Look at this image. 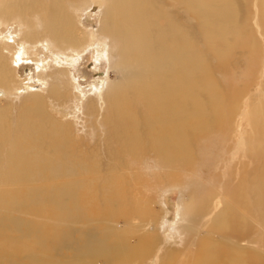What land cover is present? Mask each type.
<instances>
[{"label": "bare ground", "instance_id": "1", "mask_svg": "<svg viewBox=\"0 0 264 264\" xmlns=\"http://www.w3.org/2000/svg\"><path fill=\"white\" fill-rule=\"evenodd\" d=\"M79 1L0 0V23L13 17L20 22V49L10 52L14 40L0 35V87L7 94L14 82L10 66L24 53L33 55V44L45 42L72 61L92 38L79 30L69 12ZM104 2L94 45L100 51L108 48L111 66L123 70L120 77L93 83L92 91L83 93L72 83L68 68L55 59L44 67L37 66L43 93L30 87V92L17 102L0 108V183L63 180L42 185L39 191L23 190L17 200L0 197V201L5 200V212L43 213L47 217L28 222L14 214H0V255L14 253L11 264L15 257L22 260L17 256L20 248L16 245L20 241H29L41 251L31 253L27 264L51 263L47 260L49 254L61 244L73 246L76 256L54 264H92L96 256L126 263L132 256L144 259L152 252L154 247L148 248V244H154L157 237H152L151 231L143 245L137 241L131 246L122 232L113 236V230H109L95 236L91 232L84 234L83 230L76 234L71 223L75 219L85 221L91 211L97 215L87 208L98 207L111 217H123L134 210L146 212L151 206L130 182L137 170L146 171L145 162H153L157 170L187 165L198 139L209 137L205 141L210 145L219 141L229 110L228 99L217 97L214 83L205 77L206 72L203 74V58L209 50L216 54L232 48H237V52L242 47L253 50L258 46L257 35L263 36L264 31V9L259 6L264 0H258L256 7L261 10L256 8L259 13L251 19L252 34L248 32L250 28L246 29L248 20L244 21L242 0ZM196 37L203 42L198 43ZM23 44H27L26 51ZM200 51L208 53L202 58ZM50 105L54 113L49 111ZM66 109L74 110L75 116L62 119V110ZM261 120L262 113L256 108L247 112L248 123L256 129ZM240 135H244V130H239L241 141ZM222 140L225 143L224 135ZM254 151L250 154L252 162L237 173L240 180L232 185L224 181L231 208L223 213L216 229L226 238H204L197 229L196 235L179 234L181 250L189 245L195 248L184 254V261L179 264H264V175L247 177L257 169L259 152ZM229 158L226 152L221 164L223 172H227L223 176L231 181L235 175L229 171ZM206 195L210 193H205L199 203L189 199L187 226L202 223L210 212L204 201ZM182 205L180 202V209ZM7 226L17 232L9 241L1 234ZM204 227L213 234L214 228L208 222ZM7 234L10 237L8 230ZM235 238L240 239L239 245ZM171 249L160 248L159 264L167 258L170 264L174 263L180 252Z\"/></svg>", "mask_w": 264, "mask_h": 264}, {"label": "rangeland", "instance_id": "2", "mask_svg": "<svg viewBox=\"0 0 264 264\" xmlns=\"http://www.w3.org/2000/svg\"><path fill=\"white\" fill-rule=\"evenodd\" d=\"M242 2L244 3V21L248 20V26L244 28L247 30L250 28L251 30L248 32L252 34L251 19L257 12L259 13L258 10L264 9V4H259L261 9H258L256 7L258 0H242ZM73 7L74 9L70 8L71 10L69 9V12L73 16L77 27L81 32L91 34L92 38L88 40L87 44L82 46L81 50L74 54L72 61L67 60L65 54L49 48L45 42L33 44L34 48H30L34 52L33 55L30 56L24 53L21 56L22 59H19L10 66L11 73H13L12 76L14 75V82L12 83L13 88L11 93L7 94L4 87L3 89L0 87V108L9 106L8 104L11 102H17L22 95L30 92V87L31 89L35 88L38 92L43 93L45 88L38 80L37 66L42 65V67H44L43 64L47 62L52 63L55 59L68 68L72 83L78 85L83 93H90L93 83H102L107 79L114 81L120 77L123 70L115 68L114 65L111 66V60H108V48H103L102 51H100L94 45L93 38L99 28L100 18L105 7L104 0H80L79 3ZM19 29L20 22L15 20L14 17L0 23V35L5 39L10 36L14 40L10 52H13L15 49H20L21 47V42L18 40L20 36ZM263 33L264 31L262 32L263 36H261V34L257 35L258 38L256 39V43L258 46L253 50L242 47L244 50L242 49L237 52V48H232L225 52L222 51L219 54L209 50V56L207 55L205 60L203 57L207 51H204L205 53L203 51L199 52V56H201L204 61L202 67V69H204L203 74L206 72L205 77L208 78L210 82L214 83L217 97L228 99L227 107L229 110L227 112L228 114H226L227 117L223 121L224 126L222 125V136L219 141H214L212 145H210L206 142L209 137L198 139L194 146L193 158H191L190 163L187 165L176 164L170 169L157 170L153 162L147 161L144 163L146 166L145 172L142 170L141 172L138 170L136 171L134 168L133 171L136 172L130 177V182L134 190L145 200L147 199L149 206H151L146 212L134 210L126 212L123 217L114 215L111 217L102 213L98 207L87 208L94 210L97 215H94L91 211V215H89L85 221L82 219H75L76 222L71 223L72 229H75L76 234H79L83 230L86 231L84 234L91 232L95 236L99 234L105 235L109 230H113V236L118 232H122L126 235V238L129 239L131 246H134L137 241L143 245L144 239L149 236L150 231L152 232V237H155L154 235L157 237L155 238L156 242L154 244H148V248L151 246L154 248H152V252L145 256L144 259L138 256H132L126 260V263H123L117 259L96 256V258H93L92 264H159L161 260V258H159L161 247H164L167 251L173 250L171 248H174L176 251L178 250L181 254L177 253L173 264H179L181 261H184V254L192 253L195 250V248H193L194 246L191 245H189V248L181 250L182 244H180V240L177 237L179 234H181V237L185 236L187 233H194L193 235H196L197 232L195 231L197 229L201 237L204 238L209 235L216 239L224 240L226 238L224 233L216 229L219 220L224 217L223 213L228 208H231L229 199L224 191V189H226V187H223L224 181L226 180V182H228L225 184L232 185V183H236L240 180L237 173L238 171L240 173L244 171V167H248V163L252 162L250 154L254 149H257L259 152L258 155L255 153L257 169L249 172L247 177L248 179H252L257 178L258 174L259 176L264 175ZM196 40L198 43L203 42L201 37H196ZM26 45L27 44H23L24 50L26 49ZM7 49L9 50L8 47ZM254 50L257 51L256 55L252 54ZM48 108L49 111L54 113V108L51 105L48 106ZM254 108H256V112L262 113V120L257 129L247 121V112ZM62 111L65 116L62 119L66 120L71 119L76 114L72 109ZM238 113V116H234V114ZM259 117L260 115L258 113L257 118L259 119ZM239 124L241 126H239ZM239 130H244V135H240L242 138L241 141L239 140ZM223 135L225 137V143L222 140ZM226 152L230 155L228 162V166H230L229 171L236 176H232V182L229 181V178L226 179L227 177H224L227 172H223L224 167L222 166L223 164H221V159ZM138 165H142V163ZM49 181L43 179L34 182H17L15 184L0 183V197H4V199L12 197L17 200L21 198L19 194L23 190L27 192L39 191L42 185L48 186L55 182L60 183L63 180ZM198 191H202V193L199 194ZM10 192H13V194H10ZM208 192L210 195H206L204 201L210 212L207 216L203 217L202 223L195 222L187 226L189 224V209L191 207L189 199L192 197V203H199V200L203 199L205 193ZM193 199L196 200L193 201ZM180 202L183 204L181 209ZM4 203L5 200H3V202L0 201V214H14L18 219L21 218L28 222L47 219L43 213L36 215L31 212L21 213L14 210L5 212L3 209ZM180 212H183V216ZM178 215H180V219ZM209 219L211 220L209 221ZM150 220H152V222H150ZM54 222H56V219ZM207 222L214 228L213 234L205 230L206 228L204 225H206ZM8 224V221H6V225ZM5 228L6 231H4L3 228L1 229V234H5L9 238L8 241L12 240V235L17 236V232L15 231L14 233V231L10 229V226ZM7 230L9 231L10 237L7 234ZM28 242L29 241H20L17 243L16 246L20 248L17 256H20L22 260H18L15 257L14 264H27L26 262L31 253L35 254L36 252H41L36 249L33 243ZM235 243L239 245L240 239L235 238ZM1 244L3 243L0 241V248ZM1 251L2 250H0V252ZM75 252L76 249L73 246L61 244L52 255L49 254L47 260L51 261L49 264H54L59 260L68 262L76 256ZM22 253L25 256L22 255ZM14 255V253H12V255H0V264H11ZM164 264H170L169 258L165 260Z\"/></svg>", "mask_w": 264, "mask_h": 264}]
</instances>
